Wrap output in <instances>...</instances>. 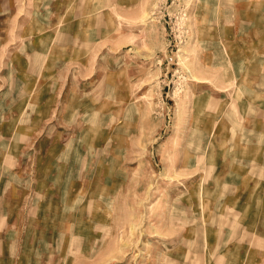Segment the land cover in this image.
Listing matches in <instances>:
<instances>
[{"label": "rangeland", "instance_id": "1", "mask_svg": "<svg viewBox=\"0 0 264 264\" xmlns=\"http://www.w3.org/2000/svg\"><path fill=\"white\" fill-rule=\"evenodd\" d=\"M146 2L105 1V36L87 57L77 53L68 60L52 93L57 100L51 113L60 123L32 124L62 133L76 152L70 156L76 169L87 178L76 187L62 179L53 189L60 228L67 230L60 236V264H162L165 234L194 236L203 224L195 197L186 191L196 189V176L211 164L215 134L229 128L219 129L206 99L217 92L204 91L199 81L213 87L220 75V84L238 81L223 74L225 44L210 42L226 34L219 10H207L218 0H149L148 8ZM84 58H91L92 68L87 62L74 72L71 64L77 67ZM92 70L72 100L73 78L79 81ZM262 98L252 92L253 104ZM257 116L262 120L264 111ZM68 192L74 203L65 204Z\"/></svg>", "mask_w": 264, "mask_h": 264}, {"label": "crops", "instance_id": "2", "mask_svg": "<svg viewBox=\"0 0 264 264\" xmlns=\"http://www.w3.org/2000/svg\"><path fill=\"white\" fill-rule=\"evenodd\" d=\"M105 1L0 0V264H60V236L67 230L60 228L53 189L62 179L76 187L87 178L76 169L70 157L76 152L62 133L38 131L32 124L60 123L51 113L57 100L52 93L68 60L77 53L87 57L105 36L110 7ZM212 9L219 10L226 34L210 42L225 44L223 74L238 81L229 87L220 84V75L216 87L199 83L217 92L206 99L211 98L219 129L224 124L229 129L215 134L211 164L193 181L197 190L186 191L195 197L203 224L194 236L165 234L162 264H259L264 254V118H257L264 98L252 100L253 91L264 96V0H218L216 8H207ZM90 59L77 64L79 69L70 67L81 73L87 62L92 68ZM93 72L73 78L72 100ZM67 198L65 204L75 202V196ZM182 250L180 258L172 257Z\"/></svg>", "mask_w": 264, "mask_h": 264}]
</instances>
